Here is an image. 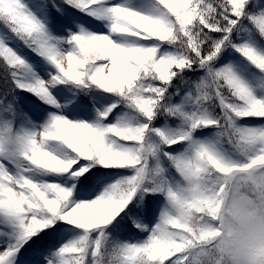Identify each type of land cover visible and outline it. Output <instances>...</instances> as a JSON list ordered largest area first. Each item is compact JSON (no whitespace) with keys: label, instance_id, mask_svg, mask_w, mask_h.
Wrapping results in <instances>:
<instances>
[{"label":"snow or ice","instance_id":"6c2138e0","mask_svg":"<svg viewBox=\"0 0 264 264\" xmlns=\"http://www.w3.org/2000/svg\"><path fill=\"white\" fill-rule=\"evenodd\" d=\"M257 165L264 0H0V264H188L175 206Z\"/></svg>","mask_w":264,"mask_h":264},{"label":"clouds","instance_id":"9594fccd","mask_svg":"<svg viewBox=\"0 0 264 264\" xmlns=\"http://www.w3.org/2000/svg\"><path fill=\"white\" fill-rule=\"evenodd\" d=\"M209 200L218 226L207 218ZM174 212L203 237L186 245L188 264H264V166L233 170L223 177L207 172L198 192L183 198ZM208 231L213 235L204 237Z\"/></svg>","mask_w":264,"mask_h":264},{"label":"trees","instance_id":"16d2710c","mask_svg":"<svg viewBox=\"0 0 264 264\" xmlns=\"http://www.w3.org/2000/svg\"><path fill=\"white\" fill-rule=\"evenodd\" d=\"M159 215V213H157V216Z\"/></svg>","mask_w":264,"mask_h":264}]
</instances>
